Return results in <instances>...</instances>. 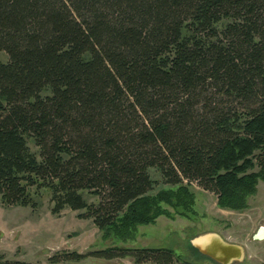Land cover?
<instances>
[{
	"label": "trees",
	"instance_id": "16d2710c",
	"mask_svg": "<svg viewBox=\"0 0 264 264\" xmlns=\"http://www.w3.org/2000/svg\"><path fill=\"white\" fill-rule=\"evenodd\" d=\"M0 52L5 206L48 189L53 214L127 239L172 197L192 211L193 183L243 210L264 182V0H0ZM150 169L175 192L150 196ZM87 256L181 261L115 245L50 262Z\"/></svg>",
	"mask_w": 264,
	"mask_h": 264
},
{
	"label": "rangeland",
	"instance_id": "374dc122",
	"mask_svg": "<svg viewBox=\"0 0 264 264\" xmlns=\"http://www.w3.org/2000/svg\"><path fill=\"white\" fill-rule=\"evenodd\" d=\"M0 60H6L3 52H0ZM31 148L36 150L32 145ZM149 173L155 181L150 196L177 189L165 184L157 170L150 169ZM189 190L193 194L192 211L185 210L172 197L170 202L161 203L165 214L158 216L153 223L138 225L133 237L119 239L99 230L91 219L80 218L82 210L64 208L59 214H53L50 191L32 188L38 202L36 209L5 206L0 200V257L29 264H156L136 263L130 256L113 259L87 256L79 261L50 262L56 255L88 254L117 245L170 249L181 260L174 264H218L191 245L196 235L216 231L244 248V259L237 264H264V236L257 237L259 229L264 228L263 181L259 182L256 193L248 198V206L243 210L220 207L214 193L194 183Z\"/></svg>",
	"mask_w": 264,
	"mask_h": 264
},
{
	"label": "water",
	"instance_id": "95a60500",
	"mask_svg": "<svg viewBox=\"0 0 264 264\" xmlns=\"http://www.w3.org/2000/svg\"><path fill=\"white\" fill-rule=\"evenodd\" d=\"M260 229L262 230V227ZM259 236L260 234H257V237ZM191 245L218 264H237L242 262L245 256L241 245L227 241L217 232L200 233L192 238Z\"/></svg>",
	"mask_w": 264,
	"mask_h": 264
},
{
	"label": "bare ground",
	"instance_id": "6f19581e",
	"mask_svg": "<svg viewBox=\"0 0 264 264\" xmlns=\"http://www.w3.org/2000/svg\"><path fill=\"white\" fill-rule=\"evenodd\" d=\"M259 231H260V233H259V234H260V238H261V237L263 238V236H264V229H263V227H262V230L260 229ZM261 233H262V234H261Z\"/></svg>",
	"mask_w": 264,
	"mask_h": 264
},
{
	"label": "crops",
	"instance_id": "0c3cea01",
	"mask_svg": "<svg viewBox=\"0 0 264 264\" xmlns=\"http://www.w3.org/2000/svg\"><path fill=\"white\" fill-rule=\"evenodd\" d=\"M260 230V229H259ZM211 232V231H210ZM212 232H216V231H212ZM217 233H219V232H217ZM221 235V234H220ZM222 237L224 238V239H227V238H225V236H223L222 235ZM259 238H260V236H259ZM228 241V240H227ZM229 242H231V241H229ZM232 243H234V242H232Z\"/></svg>",
	"mask_w": 264,
	"mask_h": 264
}]
</instances>
